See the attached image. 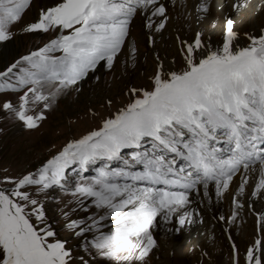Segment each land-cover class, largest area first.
<instances>
[{
  "label": "snow or ice",
  "instance_id": "1",
  "mask_svg": "<svg viewBox=\"0 0 264 264\" xmlns=\"http://www.w3.org/2000/svg\"><path fill=\"white\" fill-rule=\"evenodd\" d=\"M29 3L0 0V42L11 38L9 26L19 22ZM149 6L154 7L153 15L165 14L156 0H62L42 11L38 21L26 26L27 32L60 29L67 34L23 58L35 71L25 72L19 84L31 86L20 97L19 108L11 103L3 108L14 111L29 129L36 128L44 116L27 114L29 106L44 103L46 108L50 101L46 88L56 86L60 91L75 85L101 61L111 67L129 34L131 17ZM200 10L208 8L202 4ZM249 39L248 46L234 47L236 34L229 18L222 49L201 53L197 61L195 54L204 47L197 33L186 49V70L167 78L158 71L153 90L144 91L142 98L106 120L100 130L68 143L36 174L8 181L15 188L10 193L0 191V264H69L72 257L64 242L49 240L55 232L31 222L29 206L38 221H44L45 213L22 190L60 185L71 165L85 169L98 160L120 161L123 150H132L130 160L123 159L124 168L110 170L105 164L90 182L76 185L73 195L91 198L97 211L88 218L91 224L70 225L79 229L78 236L94 229L99 232L88 243L116 264L133 260L143 264L156 247L150 229L157 217L167 219L188 205L189 192L197 185L207 190L214 182L222 195L241 169L256 171L254 165L259 164L253 195L264 196V34ZM56 51L63 55L49 56ZM138 167L142 170L132 171ZM239 192H244L243 185ZM179 223L183 226L186 218ZM103 227L109 231H100ZM246 261L264 264L261 240L248 249Z\"/></svg>",
  "mask_w": 264,
  "mask_h": 264
},
{
  "label": "rangeland",
  "instance_id": "2",
  "mask_svg": "<svg viewBox=\"0 0 264 264\" xmlns=\"http://www.w3.org/2000/svg\"><path fill=\"white\" fill-rule=\"evenodd\" d=\"M241 1L239 4L233 0H204L211 4L205 12L198 11V0H161L156 5H165L163 16L153 15V6L138 11L130 19L129 34L112 66L109 67L106 61L97 64L77 84L60 91H56V86L46 88L45 94L50 95L47 107L44 103L30 105L27 113L34 116L42 114L44 119L38 121L36 128L29 129L17 119L14 111L4 109L3 104L11 103L19 108L20 97L31 86L19 84L25 72L35 71L23 58L44 48L58 36L67 34L60 29L46 33L27 32L26 26L38 21L42 11L62 2L30 0L19 22L9 26L11 38L0 42V73H6L10 66L17 65L6 76H0V191L10 193L15 184L8 181L36 174L68 143L100 130L106 120L114 119L132 102L142 98L144 91L151 92L158 71L162 78H167L172 72L186 70V49L193 44L197 33L202 39L214 38L217 34L218 43L223 39L226 21L230 18L236 21L233 26L236 38L245 41L247 46L249 37L264 34V0ZM219 2H223L222 6ZM234 5H239V8H234ZM160 24L164 27L159 28ZM62 55L60 51L49 53L52 58ZM195 59H199V50ZM130 154V150H124L123 159L130 160ZM123 159L90 163L85 166L89 170L87 174H83L79 164H73L65 169V179L60 185L46 190L28 186L22 190L36 199L45 213L44 221H38L29 206L26 211L31 222L38 229L46 227L55 232L49 240L64 242L72 257L69 264H116L97 254L88 243L99 232L94 229L78 236L79 229L70 225L73 221L84 222L82 227L91 224L88 218L97 211L91 198L73 195L76 185L90 182L105 164L110 170L124 168ZM255 168L256 171H241L234 182H230V191H223L222 195L214 197L211 191L215 183L208 185V195H201L197 211L194 207L186 211L178 208L176 214L167 219L162 215L157 217L150 229L156 247L143 264H247L248 249L258 239L264 243V196L253 195L260 179L259 165ZM139 170L142 169L136 168ZM245 179L247 184H244ZM241 185L243 193L239 192ZM84 205L88 206L87 211L83 210ZM198 211L207 218L206 225L200 229L194 227L199 223L195 222L200 218ZM189 212L193 214L187 216ZM181 217H187V226L180 225ZM106 223L114 227L111 221ZM100 231L107 233L109 229L103 227ZM131 264L141 262L133 260Z\"/></svg>",
  "mask_w": 264,
  "mask_h": 264
},
{
  "label": "bare ground",
  "instance_id": "3",
  "mask_svg": "<svg viewBox=\"0 0 264 264\" xmlns=\"http://www.w3.org/2000/svg\"><path fill=\"white\" fill-rule=\"evenodd\" d=\"M170 1V0H169ZM173 1V0H172ZM176 1V0H175ZM182 1V0H181ZM229 1V0H228ZM231 1V0H230ZM233 1H237L239 4H241V0H233ZM163 2V1H162ZM225 2H227V1H225ZM175 3V2H174ZM220 4H221V6H222V4H223V2H219ZM180 4V3H179ZM200 4L202 5H204L205 7H207V8H210V3H205L204 2V0H198V5L200 6ZM173 5V4H172ZM164 8H165V5H164ZM239 8V7H238ZM223 10H226L225 8L223 9ZM145 15V14H144ZM153 17V16H152ZM157 17V16H156ZM165 18V17H164ZM236 24V21L235 20H233V26ZM235 34H236V32H234ZM218 35H219V33H218ZM217 34H215L214 35V38L212 39V38H209V39H205V38H203L202 39V37H201V43L204 45V47L203 48H201L200 50H199V59L201 58V53H207L209 50H211V51H217V50H221L222 49V45H223V39H222V41H218V43H216V40H218L217 39ZM233 44H234V47L235 48H241V47H246L247 45H246V43H245V41H241L240 39H238V38H236V40L233 42ZM9 48V45L8 46H6V49H8ZM198 59V60H199ZM259 165V164H258ZM240 174V173H239ZM239 174L238 175H236L235 177H237V176H239ZM235 177H233V182H234V180H235ZM231 186V185H230ZM213 187V186H212ZM230 189V188H229ZM211 190V189H210ZM193 190H191L190 191V193H189V200H190V202H189V204L188 205H186L183 209H184V211H186V210H190V209H192L193 207L196 209L195 211H197L199 208L197 207V205H198V202L201 200V195L203 196V194H205L206 192H207V190H205L204 188H203V186L202 185H200V186H198L193 192H192ZM228 191V190H227ZM230 191V190H229ZM192 192V193H191ZM211 193L214 195V197H215V195H217L218 193H217V188H216V185H215V187H214V189H212V191H211ZM210 193V194H211ZM207 194V193H206ZM209 194V195H210ZM208 195V194H207ZM206 196V195H205ZM213 197V196H212ZM204 198V197H203ZM221 198V197H220ZM206 200H207V198H206ZM216 200V199H215ZM203 202V201H202ZM205 202V201H204ZM213 203V202H212ZM216 203V202H215ZM211 204V203H210ZM206 206V205H205ZM203 207V206H202ZM216 207H217V205H216ZM207 208V207H206ZM182 209V208H181ZM221 209V208H220ZM208 210V209H207ZM217 210V209H216ZM203 211V210H202ZM206 211V210H205ZM193 212V211H192ZM198 213L200 214V218L197 220V221H195V222H199V223H195V226L194 227H197L198 229H200V228H202L203 226H204V224L206 225V219L207 218H204V214H203V212H201V211H198ZM176 214V213H175ZM193 214V213H192ZM198 215V214H197ZM163 216V215H162ZM160 217V216H159ZM194 217V216H193ZM213 217V216H212ZM187 218V217H186ZM170 219V218H169ZM172 219V218H171ZM194 219V218H193ZM161 221H163V220H161ZM192 221V220H191ZM170 222V221H169ZM172 224V223H171ZM162 225V224H161ZM186 226H187V224H185ZM201 225V226H200ZM207 225H208V223H207ZM180 238V237H179ZM259 254V253H258Z\"/></svg>",
  "mask_w": 264,
  "mask_h": 264
}]
</instances>
